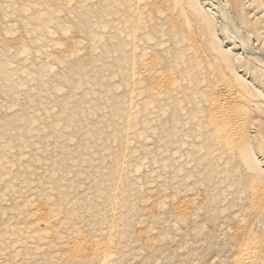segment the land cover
I'll return each instance as SVG.
<instances>
[{
    "label": "bare ground",
    "instance_id": "6f19581e",
    "mask_svg": "<svg viewBox=\"0 0 264 264\" xmlns=\"http://www.w3.org/2000/svg\"><path fill=\"white\" fill-rule=\"evenodd\" d=\"M174 256L264 264V0H0V264Z\"/></svg>",
    "mask_w": 264,
    "mask_h": 264
},
{
    "label": "rangeland",
    "instance_id": "374dc122",
    "mask_svg": "<svg viewBox=\"0 0 264 264\" xmlns=\"http://www.w3.org/2000/svg\"><path fill=\"white\" fill-rule=\"evenodd\" d=\"M225 37H226V35H225ZM223 38H224V36H220V41L223 40ZM157 227H158V226H157ZM135 228H136V229H135ZM135 228L133 227L132 230H133V231H136V230L138 231V230H139L137 227H135ZM134 229H135V230H134ZM158 230H159V231H158L157 234H159V233H160V235L162 234V237H164V238H165V237L170 238V237L174 236V234L171 233V232H173L172 229L169 228V227H166V226H164V225L159 226V227H158ZM171 234H172V235H171ZM156 236H157V235H156ZM158 238H159V237H158ZM165 252H166V251H165ZM167 254H168V253H166V254L164 253V255H167ZM183 256H185V255H183ZM159 259H160V262H159V263L157 262V264H162V263L164 262L163 258H159ZM161 260H163V261H161ZM171 260H172V262L170 261L171 264H172V263H173V264H180V263H181V264H184L183 262H180L178 259H177V260H178V263H176V261H175V256H174V259L172 258ZM168 263H169V261H168ZM168 263L164 262L163 264H168ZM170 263H169V264H170Z\"/></svg>",
    "mask_w": 264,
    "mask_h": 264
}]
</instances>
